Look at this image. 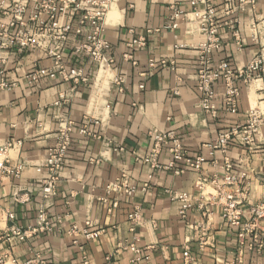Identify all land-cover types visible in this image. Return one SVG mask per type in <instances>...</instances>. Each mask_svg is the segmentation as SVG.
Listing matches in <instances>:
<instances>
[{
  "label": "crops",
  "instance_id": "obj_1",
  "mask_svg": "<svg viewBox=\"0 0 264 264\" xmlns=\"http://www.w3.org/2000/svg\"><path fill=\"white\" fill-rule=\"evenodd\" d=\"M170 5L190 10L188 0H113L103 27L108 54L114 59L109 67L74 52L75 43L85 37L88 26L82 28L81 35L70 34L61 44L58 62L65 71L80 69L86 81L65 80L54 69L57 59L48 54L54 45L49 40H43L40 48L0 50V79L15 83L10 90L0 89V144L20 140V148L9 151L8 157L12 163H25L19 178L0 183V231L12 223L35 225L36 211L44 203L38 187L45 176V171H37L36 166L53 143L59 116L72 119L77 126L83 117H93L99 124L92 128L101 135V139H92L77 128L73 130L56 195L47 207L54 230L34 235L26 242L13 239L10 249L18 260L28 259L31 248L50 264H83L82 253L89 257L88 264H182L183 246L188 244L195 264L236 263V228L223 221L219 205L211 199L215 195L212 184H204L201 193L196 184L201 178L210 181L215 176L220 180L224 158H228L235 173H245L239 187L228 189L237 195L244 192L243 218L248 220L250 205L264 201V121L251 145L233 142L225 152L216 151L212 156L207 147L220 132L243 125L251 109H258L264 118V78L240 84L235 113L225 111L220 98L215 118L203 113L197 105L194 47L204 41V36L193 19L181 22L175 30L163 29ZM225 9L224 3L216 8L217 18L222 21H226ZM78 18L68 11L62 22L76 26ZM6 20L0 16V22ZM238 20L234 27L241 36V47L235 44L231 26L223 22L221 47L213 53V63L226 60L233 68L242 67L258 54L264 61V0H256L254 9L239 12ZM139 37L145 43L140 47L134 43ZM127 54L130 58L124 56ZM151 57L173 60L175 65L173 69L150 68ZM34 71L40 75L36 82L29 83L27 76ZM116 76L123 79L121 86L113 83ZM215 88L222 90L220 83ZM60 96L65 100L56 105ZM151 129L173 130L190 157H203L201 171L179 163L183 172L174 175L163 169L152 170L143 163ZM115 145L123 150L114 151ZM167 159L163 151L159 160L165 163ZM122 174L130 185H149L131 197L108 194L106 183ZM169 191L189 193L195 205L200 199L208 216L194 206L187 219H182L179 203L171 199ZM26 194L28 200H16L26 198ZM113 201L117 206L111 208ZM136 207L140 223L134 226L128 214ZM7 211L14 214V221L7 218ZM57 216L63 217L60 225L55 222ZM86 220L92 230L101 232L95 240H81V253L66 232L71 224L83 226ZM194 223H205L206 227V246L201 252L196 247L199 231L189 227ZM259 228L264 233V221ZM124 241L134 242L139 252L118 248ZM7 246L0 243V251ZM241 255L240 264H264V247L261 251L245 248Z\"/></svg>",
  "mask_w": 264,
  "mask_h": 264
},
{
  "label": "built area",
  "instance_id": "obj_2",
  "mask_svg": "<svg viewBox=\"0 0 264 264\" xmlns=\"http://www.w3.org/2000/svg\"><path fill=\"white\" fill-rule=\"evenodd\" d=\"M113 0H0V16H5L6 21L0 22V50L12 48L32 49L40 48L43 40L52 42L53 47L48 50V54L54 56L57 65L54 69L62 74L65 80L72 79L76 82L86 81L87 78L80 69L70 68L67 71L58 62L60 58V47L67 40L70 34L81 35L82 28L88 26L89 30L85 37L77 41L74 45V52L79 53L94 61L99 66H111L114 59L109 56V42L103 36L104 19L110 9ZM190 10L185 11L175 5L169 6V13L162 28L172 31L178 28L181 22L193 19L199 26L204 41L194 47L197 54L196 68V89L198 91L197 105L199 109L215 118L218 113L217 100L220 98L225 111L235 113L238 109V99L240 95V84L248 85L252 80L264 78V61L262 54L255 55L246 65L242 67H231L226 60L218 63L212 62V55L221 47L220 32L223 22L230 25L232 37L239 49L242 39L234 27L238 23V13L247 9H254L256 0H188ZM220 3L226 5L224 19L217 18L216 8ZM68 11H73L78 15L76 26L71 23L62 22V18ZM255 28V25L252 26ZM135 45L143 46L144 39L139 37L134 41ZM130 58V55H124ZM2 61V58H0ZM59 63V64H58ZM175 61H167L153 57L148 59L150 68H171ZM2 70H0V74ZM40 73L34 71L28 74V82L37 81ZM113 83L121 86L123 79L119 76L113 78ZM220 83L222 90L215 87ZM15 86L14 82L0 79V89L10 90ZM177 93V90H174ZM65 100L63 96L55 101L56 105L62 104ZM264 118L258 109H251L243 125H237L229 130L220 132L207 145L209 155L216 151L225 152L233 142L244 145H251L254 136L263 124ZM99 121L93 117H83L80 124L67 117L59 116L54 133L53 143L47 148L46 155L40 165L36 166L37 171H45V176L39 183L38 190L44 201L36 211V222L33 226H19L12 223L7 229L0 231V243H6L5 250L0 251V264H50L40 252L30 248V257L26 260H18L10 249L13 239L26 242L29 238L37 234H43L54 230L52 221L49 218L47 207L49 202L56 195L57 184L60 178V170L64 165L66 154L71 145V134L75 128L78 132L92 139H101L98 131L92 127L97 126ZM106 144H110L108 141ZM20 140L9 139L0 144V183L3 179L19 178L23 172L25 163H12L8 157V152L12 149H19ZM114 151H122L123 147L115 145ZM165 151L168 155L167 162H160L159 157ZM142 162L147 164L152 170L163 169L171 171L174 175L183 172V168L178 167L181 163L185 168L195 172L202 169L203 157H190L184 149L180 139L173 130L160 131L151 129L149 131V149L142 157ZM222 177L218 180L215 176L207 181L205 178L198 180L196 187L200 190L204 184H212L215 195L211 199L215 200L220 207L223 221L230 227L237 230V242L239 245L236 263L242 262L244 249L261 251L264 247V233L259 228V223L264 221V201L257 202L249 206V218H243L242 204L245 200L244 192L237 195L235 191L228 190L230 187H239V179L245 177V173H235L233 165L228 158H224L222 165ZM151 178V175L148 176ZM148 183H143L141 187L130 185L125 174L105 185V191L110 193H123L129 197L133 196L137 190H145ZM171 199L179 203V215L182 219H187L188 212L194 208L202 210V214L208 216L207 209L199 199L195 205L191 195L184 191H169ZM26 198L17 197L16 200L24 202ZM202 195L200 196V198ZM203 199V198H202ZM117 206V201H113L111 208ZM7 218L14 221V214L7 211ZM62 216L56 217V224L62 223ZM128 219L134 226L140 223L139 210H134L128 214ZM92 224L86 220L83 226L71 224L67 230V235L71 238V243L82 253L84 247L81 240H95L101 231L92 230ZM194 230L199 231L196 247L201 252L206 246L205 223L189 224ZM131 230H134L132 227ZM118 248H131L135 252L139 249L134 242L124 241ZM83 264L89 263V257L81 254ZM182 264H195V255L190 246H183Z\"/></svg>",
  "mask_w": 264,
  "mask_h": 264
}]
</instances>
